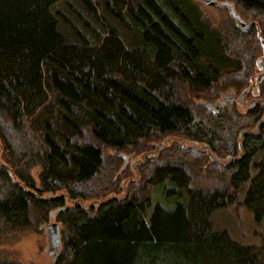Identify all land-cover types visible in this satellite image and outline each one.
Listing matches in <instances>:
<instances>
[{
	"label": "trees",
	"instance_id": "1",
	"mask_svg": "<svg viewBox=\"0 0 264 264\" xmlns=\"http://www.w3.org/2000/svg\"><path fill=\"white\" fill-rule=\"evenodd\" d=\"M195 1L0 0V242L54 216L52 264H264V235L235 240L212 219L236 206L264 225V78L248 116L205 104L243 91L224 86L262 55L264 0H230L256 22L225 34ZM167 137L194 145L146 152ZM199 150L222 163L216 187L195 186ZM119 154L142 159L115 197ZM151 191L181 200L149 213ZM109 193L95 212L65 207ZM0 264L25 263L1 249Z\"/></svg>",
	"mask_w": 264,
	"mask_h": 264
},
{
	"label": "rangeland",
	"instance_id": "2",
	"mask_svg": "<svg viewBox=\"0 0 264 264\" xmlns=\"http://www.w3.org/2000/svg\"><path fill=\"white\" fill-rule=\"evenodd\" d=\"M195 1V0H193ZM228 1V2H227ZM202 13V15L207 19L210 24L217 29H221L223 33H232V29L241 31L242 28L239 27L236 22L230 17L229 15V7L226 5L229 2H232L230 0H226L227 3H223L218 1V4L216 6L210 7L209 5H203L199 3L198 1H195ZM226 5V7H221L220 5ZM234 4V9L237 12V15H239L242 19L245 20V22L253 21L256 22L258 20L263 21L264 23V16L260 12H247L244 9H241L239 5L236 3ZM63 10L71 9L68 4L63 5ZM71 14L73 17H75V13L71 11ZM250 14H253V19L250 17ZM71 15V16H72ZM72 17V18H73ZM81 26V25H79ZM244 31V30H243ZM248 31V30H247ZM233 32V33H234ZM91 34V33H90ZM264 36V34H263ZM260 51V52H259ZM254 54H249L250 59L244 60V63L246 64L243 72L244 75L240 78H243V80L237 81V77H233V79L228 80L226 85L224 86V90L229 93L231 89L237 90L238 94L242 91L243 88H246L249 86V78L254 75L257 72V69L254 65V60L261 54V50L258 48L257 52L253 51ZM250 64L248 65V63ZM264 72H262L261 75H263ZM240 82V83H239ZM247 83V84H246ZM264 88V85L261 87V90ZM221 92V91H220ZM225 93V92H224ZM221 94V93H220ZM219 94V95H220ZM262 97L264 99V95L262 94ZM260 97V98H262ZM251 96H247V101L249 102L251 99ZM200 104L202 101H199ZM202 106V105H201ZM206 109V107L203 105ZM251 109L247 108L246 104H239L237 100H234L232 104L227 105L224 107L222 112H228L229 114H233L234 112L236 114L243 116H248ZM206 111H208L206 109ZM235 114V115H236ZM225 136L223 135L222 139ZM167 141V142H166ZM167 143V147L175 144V145H183L185 147H189V145H194L193 143L183 140V139H175V138H166L162 141H157L153 143V148L151 150H147L149 154L152 152L158 150L160 148L161 143ZM151 152V153H150ZM200 154L193 159V167L194 171L196 172V177H194L195 186L198 187H216L218 185V182L224 181V178L217 177L216 172L222 170V163H216L212 162L211 158L205 154L204 150H199ZM145 153V152H144ZM113 155V154H112ZM121 157L123 155H130V154H119ZM116 156V154H114ZM153 158H156L157 155H152ZM141 154L134 157V159L129 160L126 162L125 158L122 157V166L128 167L129 174L127 177L120 179L119 181V192L115 194V197H122L124 194L123 192L126 190L129 180H134L136 176V170L139 166V162L137 163V160H140ZM110 161L107 157H105V163ZM137 163V164H136ZM136 164V165H135ZM40 172L39 166H34L31 170H29L30 175L36 180L37 186L39 184L37 180V176ZM101 178V175H97V178L95 181H99ZM130 180V181H131ZM97 184V183H96ZM153 193V194H152ZM64 192H58V196L63 195ZM151 208L149 209V213H151L152 209L155 207L156 204L164 207L166 210H172L175 207V203L180 202V198H175L174 196L160 197L159 194L155 193V191H151ZM48 196V195H45ZM100 196V197H92L85 200H82L81 198L75 199V201H71L65 197V207L68 209H71L75 205H79L82 209H84L87 212H95L97 210V207L101 202L104 201L105 198H110L114 196V194L109 193L107 196ZM226 213V214H225ZM212 219L214 220L215 226L217 229H221L224 227H227L229 229V234L233 237H236V239L245 238L246 241L252 242H262V237L264 235V225L258 226L256 223H254L248 214V212L241 210L240 208H237L236 206L232 209L227 208L219 210L217 213H215L212 216ZM237 220H239V223H237ZM57 223L59 225V232H60V246L58 252H56L55 258H52L50 255L54 253H49L50 244L48 240V231L47 226L51 223ZM64 227L63 225L58 221L57 217H51L44 221H35L33 224V227L29 228L26 231H21L18 233H15L14 235H11L5 240L0 242V250H4L8 257L13 259H18L22 263L25 264H52L56 261L57 257L59 256V253L61 251L62 247V231ZM238 239V240H239ZM248 239V240H247ZM239 240V241H241ZM244 241V240H243Z\"/></svg>",
	"mask_w": 264,
	"mask_h": 264
},
{
	"label": "water",
	"instance_id": "3",
	"mask_svg": "<svg viewBox=\"0 0 264 264\" xmlns=\"http://www.w3.org/2000/svg\"><path fill=\"white\" fill-rule=\"evenodd\" d=\"M202 1L203 3H205L206 5H213L215 0H200ZM230 9H231V15L232 17L239 22V25L241 26V28L243 30H249L250 29V26H251V23H247L245 24L240 18L238 15H236L234 12H233V6L230 5ZM263 47H264V43L262 44ZM260 65H258L259 67ZM264 77V74L262 75ZM261 76V77H262ZM262 77V79H263ZM261 79V80H262ZM232 100H233V96H225L223 98V100L221 102H219V104L217 106H212L210 103H206V106L208 107V109L212 112H215V111H218L220 110L223 106L227 105V104H230L232 103ZM131 157L128 156L126 157V162L129 161ZM64 210V208L62 209V211ZM59 211L56 212V214L58 213ZM47 231H48V240H49V244H50V253L52 254L53 253V250L55 247H59V244H60V236H59V226L58 224H51L49 226H47Z\"/></svg>",
	"mask_w": 264,
	"mask_h": 264
},
{
	"label": "flooded vegetation",
	"instance_id": "4",
	"mask_svg": "<svg viewBox=\"0 0 264 264\" xmlns=\"http://www.w3.org/2000/svg\"><path fill=\"white\" fill-rule=\"evenodd\" d=\"M217 4H218V1L216 3H214V5H211L210 7H213ZM256 69H257V72L250 77V84H249L248 90H245V88L242 89V90H244L243 91L244 92L243 97L239 99L238 97L240 96V94L237 96L234 95V97H235L234 100H237L239 104H243V103L246 104L247 107H250L252 105L253 101L257 99L256 95H257V97H259V91L257 90L255 84L256 83L258 84L261 81V79H262L261 74L264 71V67L262 65H260ZM248 95L252 96L250 98L251 100L249 102L247 101ZM230 96H232V95H230ZM234 100H233V102H234Z\"/></svg>",
	"mask_w": 264,
	"mask_h": 264
},
{
	"label": "bare ground",
	"instance_id": "5",
	"mask_svg": "<svg viewBox=\"0 0 264 264\" xmlns=\"http://www.w3.org/2000/svg\"><path fill=\"white\" fill-rule=\"evenodd\" d=\"M198 1H200V0H198ZM216 1L217 0H215V2L214 3H216ZM201 3H203L202 1H200ZM203 4H205V3H203ZM206 5V4H205ZM214 5V4H213ZM230 5L231 6H233L232 4H227V6L229 7V12H230V15H231V9H230ZM209 6H211V5H209ZM233 12L236 14V12H235V10H234V6H233ZM237 15V14H236ZM239 16V15H238ZM231 17H232V15H231ZM233 18V17H232ZM239 18H240V16H239ZM234 19V18H233ZM241 19V18H240ZM235 20V19H234ZM245 24H247V23H251V26H250V28L253 26V24L255 25V23H253L252 21H248V22H245L243 19H241ZM236 21V20H235ZM238 24H239V22L238 21H236ZM241 27V26H240ZM257 29H258V25H256L255 26ZM259 32V31H258ZM264 43V39H261L260 38V44H261V47H262V55L261 56H259L258 58H257V60H256V68L258 67V65H262L263 67H264V47H263V44ZM264 72V71H263ZM263 77V76H262ZM264 78V77H263ZM256 85V88L258 89V84L256 83L255 84ZM246 90V89H245ZM244 91V90H243ZM241 92V94H240V96L238 97L239 99L240 98H242L243 97V95H244V92ZM225 96H230V95H225ZM224 96V97H225ZM233 96V100H234V95H232ZM223 100V99H222ZM221 100V101H222ZM233 100H232V102H233ZM220 101V102H221ZM209 103V102H208ZM206 104V103H205ZM211 104V103H210ZM219 104V103H218ZM217 104V105H218ZM212 105V104H211ZM216 105V106H217ZM228 105V104H227ZM213 106V105H212ZM224 107V106H223ZM222 107V108H223ZM222 110V109H221ZM218 112V111H217ZM197 114H198V112H197ZM262 122L264 123V119L262 120ZM258 127H259V124H257V126H256V128L258 129ZM126 157H128V156H126ZM130 160V159H129ZM213 160L214 161H219V160H217V159H215V158H213ZM51 224H56V223H51ZM51 224H49V225H51ZM59 226V225H58ZM59 236H60V232H59ZM60 242V241H59ZM59 246H60V244H59ZM56 250H59V247H55L54 248V250H53V253L56 251ZM49 253H50V251H49Z\"/></svg>",
	"mask_w": 264,
	"mask_h": 264
}]
</instances>
